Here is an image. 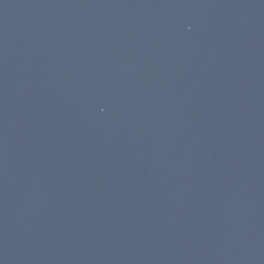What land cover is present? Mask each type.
<instances>
[{
    "label": "water",
    "instance_id": "water-1",
    "mask_svg": "<svg viewBox=\"0 0 264 264\" xmlns=\"http://www.w3.org/2000/svg\"><path fill=\"white\" fill-rule=\"evenodd\" d=\"M0 264H264V0H0Z\"/></svg>",
    "mask_w": 264,
    "mask_h": 264
}]
</instances>
